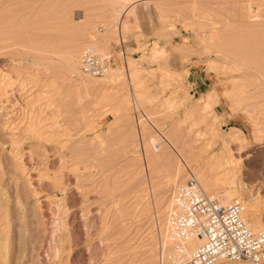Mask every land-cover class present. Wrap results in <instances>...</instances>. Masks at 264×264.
Here are the masks:
<instances>
[{"label": "rangeland", "instance_id": "374dc122", "mask_svg": "<svg viewBox=\"0 0 264 264\" xmlns=\"http://www.w3.org/2000/svg\"><path fill=\"white\" fill-rule=\"evenodd\" d=\"M87 46L113 77L81 73ZM239 149L245 207L264 184V0H0V264L187 263L163 248L172 193L193 176L228 203L214 165Z\"/></svg>", "mask_w": 264, "mask_h": 264}, {"label": "built area", "instance_id": "2783aa9c", "mask_svg": "<svg viewBox=\"0 0 264 264\" xmlns=\"http://www.w3.org/2000/svg\"><path fill=\"white\" fill-rule=\"evenodd\" d=\"M114 66L111 56H102L93 46L82 51L80 70L87 77L104 78ZM153 150L157 151L158 146ZM167 225L179 254L183 253V242L200 241L191 257L192 264H264V231L251 230L242 202L223 203L220 197L207 194L193 176L174 189Z\"/></svg>", "mask_w": 264, "mask_h": 264}, {"label": "bare ground", "instance_id": "6f19581e", "mask_svg": "<svg viewBox=\"0 0 264 264\" xmlns=\"http://www.w3.org/2000/svg\"><path fill=\"white\" fill-rule=\"evenodd\" d=\"M107 40V39H105ZM105 42V41H104ZM106 43V42H105ZM98 45V44H97ZM96 45V46H97ZM100 45V44H99ZM242 66V65H241ZM81 71V70H80ZM107 77H113L112 75V72H110L105 78ZM242 92V90L240 91ZM231 93V91H230ZM216 94V92L214 93ZM54 120V119H53ZM56 119L55 121L53 122H49L46 125V128L45 129H54L56 128L58 125L56 123ZM58 122V121H57ZM38 123V122H37ZM15 126V125H13ZM11 128V131L13 132V136H16V131H17V128L16 127H12V123H10V126ZM58 128V127H57ZM33 124L31 126L28 127V130H30L29 132L32 133L33 132ZM47 132V131H46ZM44 131H42L40 134L38 132V135L37 137L39 139H47L48 137L51 139V136H53L52 134H56L58 131L54 132L53 133H46ZM37 138V139H38ZM12 139V138H11ZM259 139V138H258ZM13 143L16 145V146H19L20 142L17 140V138H14L13 139ZM48 140V139H47ZM230 141V140H229ZM235 141H238V140H235ZM234 141V142H235ZM238 143V142H237ZM236 143V144H237ZM226 145H228V143H226ZM230 145V144H229ZM234 145V144H233ZM241 147V146H240ZM224 148H227L224 146ZM230 148V147H229ZM232 149V148H231ZM234 149V147H233ZM236 149V148H235ZM228 150V149H226ZM242 150V149H241ZM245 150V149H244ZM251 151V149H250ZM238 152V151H237ZM244 152V151H243ZM47 153V152H46ZM235 153V152H234ZM234 153L230 150L228 155H227V158H226V161L225 163H222V164H219V163H216L214 165V167L216 169H218L216 172L218 174V182H220V184H223L227 187H225L224 189V196L225 198H223L225 200V202H231L232 200H239V198H241L240 196L241 195H238V191H237V186L241 188L242 192L245 190H249V186L252 184V178H246V179H242V176L239 174V172H237L236 170V167H234L236 164H237V160H240L241 159V154L242 152L240 151L239 149V152L236 153L237 156L234 155ZM245 153V152H244ZM48 154V153H47ZM18 156V155H17ZM245 156V154H244ZM24 157V156H23ZM224 159V158H223ZM19 160H21V170H22V173H24L26 176H29L31 177L32 173H31V170L29 168H27V166L25 165V163H23L24 160L21 159V157L19 158ZM217 162V161H216ZM220 162V161H219ZM30 167V166H29ZM213 167V168H214ZM215 169V170H216ZM213 170V169H212ZM200 175V174H199ZM201 177V176H200ZM197 179V178H196ZM30 180V179H29ZM32 180V179H31ZM198 180V179H197ZM199 181V180H198ZM209 182V181H208ZM264 182V181H263ZM209 184V183H208ZM214 184V183H213ZM262 185L260 187H254L253 185V190H251V197H255V201H257L256 203H253L252 205H248V206H245L243 207L244 209V217L249 225V222H248V219L246 218V210H247V215H248V218H250V220L253 222V225L256 227V228H263L264 229V211H260V214L257 212V209L260 208L261 206V203L263 202H259L260 199L264 198V184L261 183ZM202 185V184H201ZM216 185V184H215ZM213 186V185H212ZM203 187V185H202ZM205 190V189H204ZM223 192V191H222ZM240 193V192H239ZM36 195H38L37 192H35ZM243 195V194H242ZM249 197H250V194H249ZM244 198V196H243ZM247 198V197H246ZM242 200V199H241ZM246 201V199H245ZM45 201H42V203H44ZM244 204V203H243ZM264 204V203H263ZM45 206V205H44ZM263 206V205H262ZM263 212V213H262ZM251 222V223H252ZM250 223V224H251ZM250 227V225H249ZM251 228V227H250ZM251 230L255 233H258V232H262V231H254L252 228ZM200 241L198 239H190V240H187L185 242H183V247H184V250H183V253L182 254H179V253H175V257L177 258V256H182L184 258V260L181 262V263H184L185 261H187V263H184V264H189V262L191 261V257L195 251V249L197 248V246L199 245ZM169 245L170 249L168 250L169 252H173L175 251L174 249V238H173V235L170 231V229L168 230L167 232V235L165 236V239L163 240V248L166 249V245ZM168 249V247H167ZM167 251V250H166ZM173 256V255H172ZM180 258V257H179ZM177 260V259H176ZM179 260V259H178ZM171 262V261H170ZM171 264V263H170Z\"/></svg>", "mask_w": 264, "mask_h": 264}]
</instances>
